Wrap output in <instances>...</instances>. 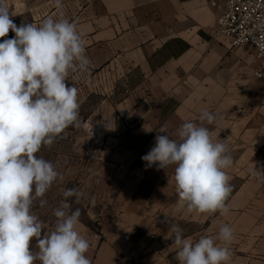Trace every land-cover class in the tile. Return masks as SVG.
<instances>
[{"label": "crops", "instance_id": "obj_1", "mask_svg": "<svg viewBox=\"0 0 264 264\" xmlns=\"http://www.w3.org/2000/svg\"><path fill=\"white\" fill-rule=\"evenodd\" d=\"M217 15L208 0H92L70 19L84 34L88 68L99 54L105 65L96 74H69L78 96L95 92L102 102L86 118L93 132L54 166L63 176L54 188L81 193L79 203L68 200L81 210L77 231L90 243L91 264H179L165 217L194 242L217 238L228 225L229 264H264V76L254 75L264 63H252L250 46L215 35ZM204 110L216 116L204 123L213 142L233 159L226 215L178 207L175 165L148 167L141 159L161 126L178 140L177 129L200 124ZM100 111L105 119L96 120ZM46 204L38 200L33 213L49 233L55 224H46Z\"/></svg>", "mask_w": 264, "mask_h": 264}, {"label": "clouds", "instance_id": "obj_2", "mask_svg": "<svg viewBox=\"0 0 264 264\" xmlns=\"http://www.w3.org/2000/svg\"><path fill=\"white\" fill-rule=\"evenodd\" d=\"M60 6V0H56ZM0 264H91L86 257L90 243L78 231L80 208L72 209L67 198L79 203L81 193L65 189V202L53 210L56 224L44 233V224L32 206L63 176L53 163L38 156L42 146H51L69 126H80L78 88L69 85L70 73L88 69L84 34L77 24L48 16L38 25L17 26L9 7L0 0ZM200 124L184 122L171 138L166 126L159 128L155 145L141 157L148 167L166 169L175 165L177 205L189 213L226 215L232 191L226 169L233 159L225 144L213 142L204 123L216 116L201 112ZM87 126V125H85ZM169 223L175 233L179 264H229L232 227H220L217 238H183L182 229ZM35 240L37 251L32 250ZM220 241V243L217 242Z\"/></svg>", "mask_w": 264, "mask_h": 264}, {"label": "rangeland", "instance_id": "obj_3", "mask_svg": "<svg viewBox=\"0 0 264 264\" xmlns=\"http://www.w3.org/2000/svg\"><path fill=\"white\" fill-rule=\"evenodd\" d=\"M4 2L9 7L10 18L17 26H20L22 23H33L38 25L48 16L60 18L61 14L64 18L70 20L75 14H80L90 5L92 0H60L59 7L56 4V0H4ZM14 36L15 33L10 30L7 37L0 38V42H2V39L14 38ZM101 58L102 56L99 54L95 60V64L88 68V74H96V72L104 68L105 65L102 63ZM68 81L69 78L67 79V82ZM77 81H82V75H79ZM84 96H86L85 92H83V96H79L80 101H82L80 107V123L82 122V125L79 127L69 126L56 138L55 142L50 147L42 146L40 152L37 153L38 156L51 161L54 166L60 165L61 162L64 161L63 157L82 146L81 142H79L82 139V134L93 132L85 126L86 118L91 117L93 108H101L102 97L95 92L89 94L86 99H83ZM97 104H99L100 107ZM96 116V120L105 119V114L102 115L101 111ZM76 136H78L77 141L75 138ZM54 187L55 185L53 183L52 187L43 197L47 201L45 206L47 225L56 224V217L53 215V210L60 207L61 204L65 202V198L63 197L64 190L55 189ZM68 199H70V197L67 198V202L70 203ZM38 200L39 199H37L32 206L33 212L37 211Z\"/></svg>", "mask_w": 264, "mask_h": 264}, {"label": "built area", "instance_id": "obj_4", "mask_svg": "<svg viewBox=\"0 0 264 264\" xmlns=\"http://www.w3.org/2000/svg\"><path fill=\"white\" fill-rule=\"evenodd\" d=\"M218 9L215 35L227 38L232 47L250 46L252 63H264V0H208ZM264 76V66L254 71Z\"/></svg>", "mask_w": 264, "mask_h": 264}]
</instances>
